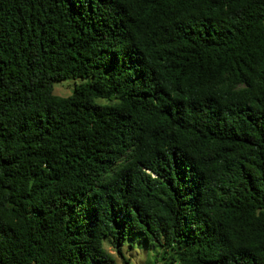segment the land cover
I'll use <instances>...</instances> for the list:
<instances>
[{"label": "trees", "instance_id": "obj_1", "mask_svg": "<svg viewBox=\"0 0 264 264\" xmlns=\"http://www.w3.org/2000/svg\"><path fill=\"white\" fill-rule=\"evenodd\" d=\"M134 232L264 264V0H0V264Z\"/></svg>", "mask_w": 264, "mask_h": 264}, {"label": "rangeland", "instance_id": "obj_2", "mask_svg": "<svg viewBox=\"0 0 264 264\" xmlns=\"http://www.w3.org/2000/svg\"><path fill=\"white\" fill-rule=\"evenodd\" d=\"M77 82V80H74ZM73 80L66 79L56 81L54 86H58L55 91L56 95H67L71 90ZM102 247L115 259L117 264H159L158 247L151 248L146 246V239L142 232H134L131 235L124 236L120 241V253L124 258V262L120 260L115 248L111 246V238L106 237L102 240ZM32 264V263H29Z\"/></svg>", "mask_w": 264, "mask_h": 264}, {"label": "clouds", "instance_id": "obj_3", "mask_svg": "<svg viewBox=\"0 0 264 264\" xmlns=\"http://www.w3.org/2000/svg\"><path fill=\"white\" fill-rule=\"evenodd\" d=\"M57 87H58V86H54L53 91H55ZM105 103H107V102H105Z\"/></svg>", "mask_w": 264, "mask_h": 264}]
</instances>
